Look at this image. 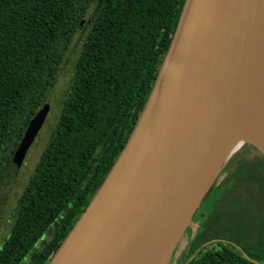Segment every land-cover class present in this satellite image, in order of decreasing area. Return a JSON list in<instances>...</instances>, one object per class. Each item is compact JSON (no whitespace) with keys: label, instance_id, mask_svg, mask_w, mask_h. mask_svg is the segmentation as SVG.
Instances as JSON below:
<instances>
[{"label":"trees","instance_id":"obj_1","mask_svg":"<svg viewBox=\"0 0 264 264\" xmlns=\"http://www.w3.org/2000/svg\"><path fill=\"white\" fill-rule=\"evenodd\" d=\"M95 2L92 30L0 264H49L134 130L185 0H0V182ZM248 147L258 151L242 145L218 172L199 205L214 199L209 211L173 264H264V156L246 158Z\"/></svg>","mask_w":264,"mask_h":264},{"label":"water","instance_id":"obj_2","mask_svg":"<svg viewBox=\"0 0 264 264\" xmlns=\"http://www.w3.org/2000/svg\"><path fill=\"white\" fill-rule=\"evenodd\" d=\"M176 26L124 149L49 264H168L181 239L187 243L185 230L213 183L208 187L202 177V148L207 169L219 164L215 177L244 144L264 156L251 128L264 131V0H185ZM179 63V79L169 86ZM219 79L230 86L222 112L247 125L238 131L210 109L222 91ZM47 113L45 105L31 120L15 154L17 167ZM194 201L188 224L167 246Z\"/></svg>","mask_w":264,"mask_h":264},{"label":"rangeland","instance_id":"obj_3","mask_svg":"<svg viewBox=\"0 0 264 264\" xmlns=\"http://www.w3.org/2000/svg\"><path fill=\"white\" fill-rule=\"evenodd\" d=\"M96 7L97 3L95 2L90 7L87 16H85V21L82 27L65 49L61 68L52 83L51 89L45 98L43 106L41 107L43 108L45 105H48V113L41 129L29 147L21 165L17 167L14 164L15 167H10L8 173L5 175L6 178H3L0 182V248L3 246V243L12 231L16 220L15 213L18 201L33 177L35 173L34 171L40 163L50 135L60 118L62 107L77 68L79 57L93 27L92 17ZM243 154L249 159L261 156L258 151L250 147H248ZM211 185L214 186L213 183ZM213 200L214 199L209 198L206 203H202V205L199 206V210L192 217L190 226L185 230V236H187V238L192 235L193 229L199 225L208 213ZM183 240L184 238H182L179 242L173 257H171L172 259L168 264L174 263L175 255L180 248L179 245L181 244L182 248L186 246L185 244L183 247Z\"/></svg>","mask_w":264,"mask_h":264},{"label":"bare ground","instance_id":"obj_4","mask_svg":"<svg viewBox=\"0 0 264 264\" xmlns=\"http://www.w3.org/2000/svg\"><path fill=\"white\" fill-rule=\"evenodd\" d=\"M180 64L179 63L175 68L174 72L172 73V77L170 79V83L169 86H173L177 80L179 79V72H180ZM219 82L221 83L222 87V91L221 93L217 96V105L214 107H210V109L213 112V117L214 119L220 120L226 127H228V129H232L233 131H238L240 130L242 127L247 126L244 125L241 121L240 118L238 116V114H233V116L230 118L228 117L229 115L225 114V112H222V108L220 105H222L223 102L226 101L227 95L229 94V89L230 86L228 84L227 81L223 80V79H219ZM231 116V115H230ZM252 128V134L255 135V137L258 139H261V141L263 142V146H264V131L262 128L260 127H251ZM154 142L157 143L156 140H154ZM238 147V144H235L231 147V150H235ZM230 150L227 151V153L224 155L223 160L227 157V155L229 154ZM208 152L205 150V148H202V161L200 163V167L202 169V177L203 180L205 181V185H207L208 187L211 186L210 184L212 182H214L215 180V176L213 175V173L215 171H217V169L219 168V164H215L213 165V167L210 169H207L208 166ZM214 184V183H213ZM215 186V184H214ZM196 206V201H194L190 207L186 210V212L184 213V215L182 216V218L180 219V221L178 222V225L176 227V229L174 230V232L172 233V235L170 236V240L167 244V246L178 236V233L182 230L185 229L186 225L189 222L190 216L192 214V212L194 211ZM149 239H144V241H142L139 245H137V243H135L130 252L128 253V255H131L134 251H136L138 248H141L143 245L146 244V242ZM167 240V241H168ZM166 246V247H167Z\"/></svg>","mask_w":264,"mask_h":264}]
</instances>
